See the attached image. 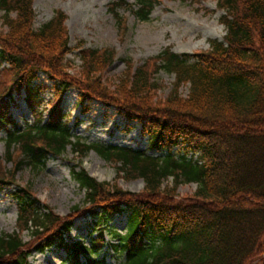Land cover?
Segmentation results:
<instances>
[{"label":"trees","instance_id":"1","mask_svg":"<svg viewBox=\"0 0 264 264\" xmlns=\"http://www.w3.org/2000/svg\"><path fill=\"white\" fill-rule=\"evenodd\" d=\"M33 1L0 0L9 29L0 33L7 77L0 85V130L8 160L19 151L13 171L0 162V193L22 166L42 170L69 147L83 156L95 151L117 164L120 176L144 180L145 188L134 193L100 182L79 165L72 175L85 192L84 205L66 216L19 188L17 229L0 235V264H36L34 252L52 250L64 252L61 264H110L109 254L121 264H264V0H215L226 28L222 40L194 53L165 49L151 70L137 67L113 90L101 75L115 53L83 50L81 75L72 76L66 15L58 12L36 28ZM158 3L114 4L130 5L148 22ZM161 71L176 77L165 101L153 94L152 76ZM70 90H77L83 112L97 101L115 107L127 126L137 121L147 149L82 142L64 110ZM21 101L33 121L14 117ZM191 183L196 192L180 197L179 186ZM124 214L121 232L114 221ZM82 216L91 218L89 244L71 235Z\"/></svg>","mask_w":264,"mask_h":264},{"label":"rangeland","instance_id":"2","mask_svg":"<svg viewBox=\"0 0 264 264\" xmlns=\"http://www.w3.org/2000/svg\"><path fill=\"white\" fill-rule=\"evenodd\" d=\"M115 2L116 0L33 1L36 28L49 22L58 12L66 15L65 26L72 48L66 59L72 76L81 75L84 64L80 53L83 50H112L115 60L101 76L104 85L113 90L122 77L135 71L137 67L146 65L151 70L153 60L156 61L165 49L180 54L205 51L209 49L211 40H222L226 35V28L220 22L223 12L215 0H159L148 22L139 21L130 5H115ZM128 4L135 6V0H128ZM15 16V13L11 14L12 18ZM8 30L5 12L0 9V33L5 34ZM41 78L44 80V77ZM6 79V71L0 66V85ZM175 81L174 74L155 72L152 82L155 85L153 94L156 99L165 101L173 90ZM47 83L50 85L49 81ZM180 92L183 97H187L189 86L183 87ZM50 97L48 94L47 98ZM64 110L70 115L73 135L82 142L147 149L148 138L142 136V126L137 121H132L130 127L127 126L128 120L115 107L107 108L102 103L93 101L90 110L83 112L77 90H70L65 97ZM13 115L19 121H33L23 101L19 108L14 109ZM5 139V131L0 130V162L7 170L13 171L19 151L14 148L11 160H8ZM175 151L177 153L178 149ZM79 165L100 182L134 193H141L145 188L144 180L120 176L118 165L107 162L95 151L83 156L69 147L62 156H51L42 170L22 166L16 173L15 183L0 193V235L13 233L17 229L18 206L14 192L19 188L29 189L43 204L61 216L68 215L75 206H83L85 192L72 175L75 168H80ZM172 184L171 179L165 186ZM196 190L197 185L191 183L180 185L177 192L180 197H187ZM125 221V214L116 217L114 221L121 232H124ZM89 223L91 218H77L71 235L75 239L87 238L89 244ZM23 235L25 240H29L26 232ZM103 256L102 254L101 257ZM64 257V252L52 250L45 253L34 252L31 260L36 264H61ZM117 258L107 255L110 264H121L122 260Z\"/></svg>","mask_w":264,"mask_h":264}]
</instances>
